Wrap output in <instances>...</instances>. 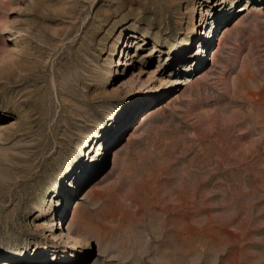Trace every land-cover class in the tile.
<instances>
[{"label": "rangeland", "instance_id": "obj_1", "mask_svg": "<svg viewBox=\"0 0 264 264\" xmlns=\"http://www.w3.org/2000/svg\"><path fill=\"white\" fill-rule=\"evenodd\" d=\"M0 264H264V0H0Z\"/></svg>", "mask_w": 264, "mask_h": 264}, {"label": "bare ground", "instance_id": "obj_2", "mask_svg": "<svg viewBox=\"0 0 264 264\" xmlns=\"http://www.w3.org/2000/svg\"><path fill=\"white\" fill-rule=\"evenodd\" d=\"M201 23V22H200Z\"/></svg>", "mask_w": 264, "mask_h": 264}]
</instances>
